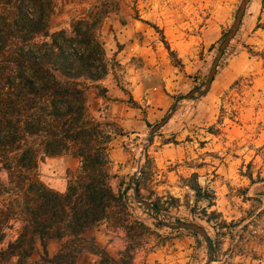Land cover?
<instances>
[{"label":"rangeland","instance_id":"374dc122","mask_svg":"<svg viewBox=\"0 0 264 264\" xmlns=\"http://www.w3.org/2000/svg\"><path fill=\"white\" fill-rule=\"evenodd\" d=\"M51 3L52 11L46 16L48 34L62 30L70 38L74 28L80 27L96 62L91 71L102 75L92 83L80 70L78 80L87 84L86 112L104 123L108 181L120 195V212L115 208L114 217L87 230L85 239L117 263L129 260L120 258L129 246L134 264H203L209 256L204 244L197 246L187 229L163 224L195 222L215 245L208 264H264V0L247 4L237 32L218 61L210 88L201 95L179 99L172 116L148 140L149 129L172 109L177 97L196 87L203 89L240 0ZM39 39L51 40L48 36ZM133 71L146 73L151 92L169 95L170 104L162 112L143 108V127L124 130L114 120L123 114L124 105L105 106L94 83L119 86L128 98L127 75L131 77ZM126 99L121 100L131 106ZM76 154V145L71 143L60 155H41L38 178L55 190L65 189L68 175L80 166ZM193 172L201 187L215 195L214 204L205 209L215 211L217 230L200 214L205 203L193 201ZM134 187L149 206L135 198ZM119 217L127 219V232L115 223ZM7 226L3 246L15 239L22 222L12 219ZM54 240L47 242L50 253L61 245ZM84 246L76 264H97L100 256L88 250V243ZM39 253L36 243L29 259L37 260Z\"/></svg>","mask_w":264,"mask_h":264},{"label":"trees","instance_id":"16d2710c","mask_svg":"<svg viewBox=\"0 0 264 264\" xmlns=\"http://www.w3.org/2000/svg\"><path fill=\"white\" fill-rule=\"evenodd\" d=\"M51 11V0H0V264H76L85 243L100 256L97 264H134L129 246L120 255L129 260L117 263L84 237L87 230L114 217L120 195L108 181L104 123L86 112L87 84L78 80L80 70L92 83L102 75L91 71L96 62L80 27L70 38L62 30L48 34L46 16ZM46 36L50 42L39 39ZM94 84L105 96L106 88ZM126 101L140 107L131 96ZM71 143L76 145L80 166L68 175L65 190L58 191L38 178V160L41 155H60ZM190 179L194 203H205L200 214L217 230L215 211L205 209L214 204V193L201 187L196 172ZM151 206L159 210L157 204ZM12 219L21 221L22 228L3 246ZM117 222L127 232V219L119 217ZM188 232L197 246L204 244L208 255L214 252L209 235ZM51 239L61 241L52 255L47 250ZM36 243L38 259L30 260Z\"/></svg>","mask_w":264,"mask_h":264},{"label":"crops","instance_id":"0c3cea01","mask_svg":"<svg viewBox=\"0 0 264 264\" xmlns=\"http://www.w3.org/2000/svg\"><path fill=\"white\" fill-rule=\"evenodd\" d=\"M132 74L133 75L131 77L129 74L127 75L129 80L128 92L131 95V97L137 103H139L140 107L129 106L124 100H121V99H126L128 94L124 93L119 86L102 85L103 87L106 88V95L98 96L99 99L104 101L105 106H108L109 104L118 105V103L124 105V107L122 106L123 114H119L120 117L117 118L115 117L114 119L117 122H119L118 126H122L124 130L126 128H131L132 126L133 128L143 127L144 124V120L142 119L143 108L147 110L157 109L158 112H162L170 104V102H168L170 98L169 95H165L164 92L159 93V91H154L157 94L154 95V93L151 92V87L147 80L148 76L146 73H144L143 71H141L140 73H138V71H133ZM101 112L103 115H105V111L101 110L100 113ZM58 190L64 191L65 189H58ZM53 240L54 239H51V242H53ZM47 250L50 255L55 253V252L50 253L48 248Z\"/></svg>","mask_w":264,"mask_h":264},{"label":"water","instance_id":"95a60500","mask_svg":"<svg viewBox=\"0 0 264 264\" xmlns=\"http://www.w3.org/2000/svg\"><path fill=\"white\" fill-rule=\"evenodd\" d=\"M250 0H240V3L237 7L236 13H235V17L229 27V29L227 30V32L225 33L223 39L221 40V42L219 43V46L217 48V51L211 61V64L209 66L208 72H207V76L206 79L203 83V89H200L199 87L193 88L190 91H188L186 94H184L183 96H179L175 99L172 109L156 124H154L148 131V137L146 138L147 140L149 139V136L152 135L156 130H158L161 126H163L167 120L172 116V114L174 113L175 109H176V104L178 102L179 99L182 98H190L193 94L198 93V94H202L205 91H207L210 88V85L214 79V74L217 68V64L218 61L224 51V49L227 47V45L229 44V41L233 38V36L235 35V33L237 32L244 11L246 9L247 4L249 3ZM139 167V160L137 162V168ZM134 174H132L131 176V180L133 179ZM134 196L135 198L144 203L145 205L149 206L150 204L148 203V201H146L145 199L141 198L137 191L136 188L134 187ZM163 224L165 226L171 227V228H182V229H187V230H192L195 231L197 233H199L200 235H202L204 238L207 237V232L206 230L199 225L198 223L195 222H178V223H172V222H163ZM212 258V254L209 253L208 259L203 263V264H208L210 262Z\"/></svg>","mask_w":264,"mask_h":264}]
</instances>
